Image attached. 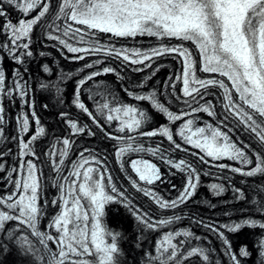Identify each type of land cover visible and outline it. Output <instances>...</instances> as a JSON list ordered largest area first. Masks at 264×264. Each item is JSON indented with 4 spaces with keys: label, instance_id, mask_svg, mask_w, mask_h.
I'll return each instance as SVG.
<instances>
[{
    "label": "snow or ice",
    "instance_id": "1",
    "mask_svg": "<svg viewBox=\"0 0 264 264\" xmlns=\"http://www.w3.org/2000/svg\"><path fill=\"white\" fill-rule=\"evenodd\" d=\"M5 4L13 6L21 13L22 18L18 19L15 24L8 18ZM56 8L57 11L53 13L52 0H0V18L4 19V23L0 25V33L6 36L4 41H0V49H7L13 61L22 64L21 57L33 56L27 38L33 33L35 27L40 26L42 30H46L55 25L56 30L60 31L61 25L55 24V22L61 19L71 22L63 26V36L78 43H87L85 35H95L96 33L111 34L115 37L148 35L158 39L190 41L195 45L201 57L199 70L203 73L224 77L228 83H225L224 79L215 77L209 79L198 77L193 53L183 44L153 48L150 52L144 53L135 51L132 55L143 57V59L135 60L126 54L129 50L120 51L112 48L110 53H115L117 58L122 56L124 61H130L133 64H142L145 60L170 53L182 57L184 68L175 79L182 82V95L190 97L191 102L199 105L192 111L203 112L214 118L216 111L211 102L206 101L205 104H200V100L209 94V88L221 90L224 100V115L220 121L221 125L227 127L225 121H228L229 118L245 125L254 134L257 148L244 145L252 153L249 156L230 140L227 132L213 128L211 125H208L207 128L199 127L193 132L190 128L193 124L192 120H188L183 125L178 135L185 142L192 144L204 153V155L199 156V159L205 164L208 163L205 157H210L213 160L227 157L239 161L246 167L251 166L247 171L242 168H231V171L246 177L264 176V0H58ZM37 9L39 11H36ZM33 12H36L34 16L32 15ZM49 16H51L53 23L45 25L43 21ZM73 25L83 27H73ZM47 39L58 40L72 54L99 53L101 51L100 47L95 46L90 48L75 47L68 40L54 36L50 32L47 34ZM92 43L95 44V42ZM43 54L41 53V55ZM71 59L81 61L85 59V56L74 55ZM96 63H100V61H96ZM146 66L150 67V65ZM84 67L92 68L93 64L87 63ZM43 70L45 72L51 71L47 65L44 66ZM141 70L135 69V71ZM114 72L115 69L104 67L102 72L90 73L78 81L74 93L73 103L75 106L86 114L101 132L105 131L104 126L93 111L80 100L81 88L88 81L94 80L95 77ZM15 76L16 81L23 79L19 69L15 70ZM5 80V71L0 69V92L11 97L13 90L5 91ZM142 86L140 85V87ZM25 87L26 82L14 81L16 94L19 95L24 104L30 105V99H24L29 96ZM41 87H48V85L42 84ZM171 87L175 91L176 84L173 83ZM57 90L59 91V89ZM125 91L129 96L133 95L127 89ZM154 97L155 93H152L151 95H135L134 99L138 101L153 100L156 108L167 114L168 118L173 121H179L182 116L189 115V113L173 114L163 103H156ZM191 102L184 101L189 107H191ZM96 110L100 113H103L104 110H108L110 113H123L124 116L129 117L128 121L121 122L118 128L120 133H124L126 129L128 132H135L141 128V119H136L134 115H130L137 112L135 107H110L108 102H97ZM3 111V107H0V113ZM31 115L38 125L39 120L36 119L35 112L33 111ZM61 115L66 114L62 113ZM139 116L143 118L144 112H139ZM120 119L119 115H107L109 122L120 121ZM3 123L4 117L0 115V124ZM68 123L73 134L84 133L87 127L86 125L78 126L73 121ZM19 124L22 131L25 133L29 131L27 115H21ZM186 131L191 132V134L186 135ZM43 134L44 128L40 127L27 142L21 140V155H35L30 145ZM88 134L94 136L95 132L88 129ZM197 134L202 138L203 143L200 138L193 140V136ZM0 135H2V129H0ZM105 135L120 142L124 140V137L112 136L110 132H106ZM139 135L143 137L164 136L168 141L174 143L173 133L169 131L167 126L158 130L140 131ZM129 139L135 138L129 137ZM63 145L64 149L59 155L66 157L72 144L69 139L65 138ZM175 148L180 149L181 145L176 143ZM130 151L147 152L155 156L160 149L143 146L133 148L131 144H128L126 147H120L116 152L117 159L120 160ZM80 157L83 159V163L77 162L74 165L75 169L84 168L85 165L89 164V161L84 158L83 152L80 153ZM166 163L171 168L187 173L183 189L177 198L171 201L162 200L158 194L148 188L141 187L139 184V182H145L147 185H153L156 181L162 180L160 168L156 164L150 163L148 160H131L129 167L136 174L138 180L132 179L130 176L127 177L135 191L142 193L145 197H151L160 209L176 208L179 204L187 202L194 196L200 182V175L196 168L186 160L167 159ZM62 164H64V160L60 159L56 165L57 171ZM2 167L0 165V168ZM19 167L24 173L23 178L12 182L15 186L12 193L0 196V206H6L8 209V211H0V233L6 232L8 240L14 239L15 244L23 250L24 254H31L35 264H119L118 257L122 250L117 244V238L120 233L109 230L103 219L105 216L104 208L108 203H122L136 220L148 229L155 230L157 227L170 224L172 219H179V217H174L151 222L148 213H141L140 209L132 206V201L115 186L111 175L106 176L107 184H104L102 181L105 180V175L99 174V169L88 167L83 173L76 170L70 174L79 176L84 181L78 187L65 188L64 185H59L60 201L63 207L42 230L40 222L44 217V206L39 201L42 199L43 189L40 177L37 175V165L32 160H27L22 162ZM217 167L226 168L229 165L219 164ZM121 169H124L123 163H121ZM93 173L98 174V179L94 178ZM105 174H107V169H105ZM210 188L216 195L225 191L223 186L217 184H211ZM233 192L236 194L237 200L245 199L240 189H233ZM82 199L88 201L87 207L81 203ZM252 203L256 205L253 211L261 214V218L249 216L240 222H231L219 226L213 223L204 224L203 221H199L221 240L223 252L229 257V264H241L240 258H251L253 253L247 246H241L238 252H234L229 239L220 229L224 228L230 233H235L245 227L261 230V238L255 245L257 249L255 264H264V198L262 201L253 200ZM47 204L48 201L44 200L43 205ZM51 204L56 206L57 200L53 199ZM240 211L247 212L249 209L245 208ZM12 222H16L15 229L11 226ZM23 226H27L31 230V237H34L41 247L37 248L28 235H17L18 232L24 231ZM47 229H53L57 235L50 234ZM181 235L189 237L193 234L188 231L175 233V236ZM106 237L111 238L110 243ZM173 238L172 233L165 235L156 249L160 255L151 256V259L159 260L160 264H168L169 261L179 264L181 254L178 251V246L172 243ZM196 238L200 239V237ZM49 242L57 246L56 251H53L49 246ZM212 251L214 249L195 247L188 251L182 259L188 260L198 257L204 264H210L211 256L207 253ZM8 252L7 244L0 241V257ZM216 264H220L219 260Z\"/></svg>",
    "mask_w": 264,
    "mask_h": 264
},
{
    "label": "bare ground",
    "instance_id": "2",
    "mask_svg": "<svg viewBox=\"0 0 264 264\" xmlns=\"http://www.w3.org/2000/svg\"><path fill=\"white\" fill-rule=\"evenodd\" d=\"M63 60V59H62ZM9 61V60H8ZM39 58L37 55H33L30 60L26 63L27 64V69L26 72L30 75V79H33V83L36 82L38 79H42V75L39 73L38 70V62ZM64 61V60H63ZM10 62V61H9ZM6 64H8L6 62ZM16 64L14 63L12 66H15ZM156 76V75H154ZM153 76V79H155V77ZM71 80L72 77H70L68 79V81L66 83H68V87H62L59 89L58 91V95H59V99L61 101H65V95L66 92L68 91V89H72V85H71ZM33 102H34V106L42 113L47 114L48 111L51 110V106L47 105L46 99L43 96L40 95H35L33 97ZM4 104L8 105V104H12V106H16L17 105V101H5ZM25 107V106H23ZM22 109V106L20 107ZM8 110V112L6 113V117H4L3 113H0V115H2L4 117V123L1 124V129L4 127H10V124L12 123L11 121V112L12 107H10ZM16 112V111H15ZM7 127V128H8ZM9 129V128H8ZM12 138H10V148H13V142H15V138H13V135H10ZM37 142L34 143V145ZM105 146V145H103ZM7 150V148H6ZM13 153H15V151L13 150ZM14 159V158H12ZM11 159V160H12ZM13 161V160H12ZM0 162H2V164L0 163V165H2L3 167L0 168V190H2V185L4 186L5 184L8 183V179H4V177L6 176H10L9 172H5L6 170L4 169V166L6 165V160L5 159H1ZM229 171L228 169H223L221 171L218 172V177H223L225 174H227ZM231 173V172H229ZM218 182V181H217ZM219 183V182H218ZM219 185L223 186V184ZM221 195H223V193H221ZM227 197H231L230 195ZM245 197V196H244ZM229 199V198H228ZM232 201V200H230ZM51 202V201H49ZM234 204L236 203H243L242 200H237L234 199L232 201ZM245 206V204H244ZM216 207L214 208H207L206 209V213H203L202 215L206 216V218H208L209 216L213 217V218H217L215 216H213L211 214V212H215ZM241 211L238 210H233V213H231V216H235L237 214L240 215ZM258 214L256 213L255 216H257ZM105 218L107 219L108 223L111 225V227L113 228L114 232H118L120 233V236L118 237L119 242V247L121 248L122 252L121 255L119 256L120 258V264H140V260L138 258V255H141L143 252V246L146 242V238L144 236H139L134 237L135 234V224L133 222V219L130 218L126 213L125 210H121V211H110L106 214ZM193 223L195 224V221H193ZM12 228H14V226H12ZM210 231H206L203 232L204 235H206L207 233H209ZM136 236V234H135ZM146 236V235H145ZM148 236V235H147ZM150 237V236H149ZM130 238V239H129ZM243 240L239 241L238 243L242 242ZM9 248V252L7 254H5L4 256L0 257V264H32L31 261V256L29 254H24L22 251L17 250V248L15 246H9L7 245Z\"/></svg>",
    "mask_w": 264,
    "mask_h": 264
}]
</instances>
